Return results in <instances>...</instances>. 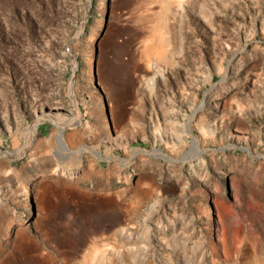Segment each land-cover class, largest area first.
<instances>
[{
    "label": "rangeland",
    "instance_id": "obj_1",
    "mask_svg": "<svg viewBox=\"0 0 264 264\" xmlns=\"http://www.w3.org/2000/svg\"><path fill=\"white\" fill-rule=\"evenodd\" d=\"M92 1L0 0V264H264V0Z\"/></svg>",
    "mask_w": 264,
    "mask_h": 264
},
{
    "label": "trees",
    "instance_id": "obj_2",
    "mask_svg": "<svg viewBox=\"0 0 264 264\" xmlns=\"http://www.w3.org/2000/svg\"><path fill=\"white\" fill-rule=\"evenodd\" d=\"M112 1L116 2L118 5H120L122 0H107V7L109 8L110 5L112 4ZM62 5L60 4V2H51L50 4L48 3H43L40 6V9L42 10V12H46L47 14L44 13V15H46L45 17L51 21V23H56V19L57 17H59L58 15L61 16V13L58 12V8L61 7ZM101 7H100V0H93L90 6V10H89V17L86 21L85 24V29L83 34L78 37L76 40L78 41V47L79 49H84L87 42H88V38H89V34L91 32V30L96 26V20L100 17V15L102 14L101 12ZM85 12V9L82 11V15ZM107 13V11H106ZM106 15V14H105ZM128 26V22L126 20H122V21H116L115 19H106L104 20V24L102 26V28L100 30H98L96 32V39H95V49L93 51V58L96 61V59L98 58V53H99V42L100 39L104 36H107L108 38V30H117V29H122V28H126ZM124 39H127L126 37ZM75 40V41H76ZM83 56L79 55V60L82 63L83 62ZM97 74V67L95 65L94 70H93V75ZM19 163H13V165H17Z\"/></svg>",
    "mask_w": 264,
    "mask_h": 264
},
{
    "label": "water",
    "instance_id": "obj_3",
    "mask_svg": "<svg viewBox=\"0 0 264 264\" xmlns=\"http://www.w3.org/2000/svg\"><path fill=\"white\" fill-rule=\"evenodd\" d=\"M74 77H75V69L73 70V73H72V76H71V83H70V93H71V98L72 100L74 101V94H73V81H74ZM52 112H48L46 114H42L40 115L39 117H37L34 121H33V124L35 126H37L41 120H44V119H48L49 116H51ZM194 137V140H196L195 136ZM210 149V148H207V150ZM11 153L12 151L9 150V149H6V150H0V156H4V157H10L11 156ZM187 159V155L184 154L182 155L181 157H178V158H175V159H172V161L174 162H180V161H185Z\"/></svg>",
    "mask_w": 264,
    "mask_h": 264
},
{
    "label": "bare ground",
    "instance_id": "obj_4",
    "mask_svg": "<svg viewBox=\"0 0 264 264\" xmlns=\"http://www.w3.org/2000/svg\"><path fill=\"white\" fill-rule=\"evenodd\" d=\"M90 59V57H88V60ZM92 74H93V69L91 68L90 70H89Z\"/></svg>",
    "mask_w": 264,
    "mask_h": 264
}]
</instances>
